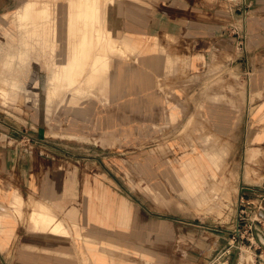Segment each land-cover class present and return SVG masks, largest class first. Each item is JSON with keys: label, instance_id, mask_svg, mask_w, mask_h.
I'll return each instance as SVG.
<instances>
[{"label": "crops", "instance_id": "1", "mask_svg": "<svg viewBox=\"0 0 264 264\" xmlns=\"http://www.w3.org/2000/svg\"><path fill=\"white\" fill-rule=\"evenodd\" d=\"M15 10L34 26L8 30L20 49L0 62L19 87L0 97V264H197L186 233L201 225L170 199L230 177L171 173L177 131L193 119L198 142L239 143V192L264 181V0H0L3 26ZM248 196L264 264V204Z\"/></svg>", "mask_w": 264, "mask_h": 264}, {"label": "rangeland", "instance_id": "2", "mask_svg": "<svg viewBox=\"0 0 264 264\" xmlns=\"http://www.w3.org/2000/svg\"><path fill=\"white\" fill-rule=\"evenodd\" d=\"M25 16H23V18H25ZM18 18L19 16L15 10L11 13V21H9L7 25L5 24L3 26L0 23V62H5L6 56L11 51H16V53H18L17 51L20 49L17 45V37L4 39V37L9 35L7 33L9 29L16 31L19 25V30H22V32H24V28L31 32L33 30V22L16 20ZM19 64H21V68H23L20 70L21 74L25 73V77L33 78L34 71L24 69V66L29 67V65L16 61L17 67ZM80 74L81 71H74L75 78H80ZM15 75L18 78V70L15 72ZM18 92L19 87L17 85H12L8 79H5V75L0 77L1 99L6 102L16 101ZM217 109L218 113L225 112L226 106L218 104ZM212 118L217 126H225L226 118L224 115L220 117L216 114V116ZM167 122L170 121L166 120L164 123L168 124ZM166 124L162 127L154 126L155 131L159 133V137L162 140H171L170 142L173 144L175 139L177 141L178 135L185 136V138L189 139L187 140V142L189 141L188 143L182 145L184 149H182L180 154L183 157L178 161L184 158L185 153H204L206 161L212 164L211 173L225 174L230 177L228 178L229 180L227 179V182L218 181L212 184L207 183V189L200 192L199 189L194 192H184L182 190L180 194L183 198L170 199L171 204L176 201L179 205L181 213L178 216L182 217L187 222H198L202 228L200 235H194L191 229L187 230L186 237L191 240H187L188 242L185 246L187 252L186 257H196L198 259L196 261L197 264H221L226 257L230 255L233 257L234 261L233 263L230 262L231 264H256L258 257L257 230H250L249 228L248 230L247 227L249 225H244V222H241V230L237 225L238 213L242 206L240 204L242 192H239V188L245 184V182L241 180L242 165L240 144L236 142L234 145L227 144L220 133H218V135H212L210 132L205 133V131L203 132L205 136L204 139L202 142H198L196 136L192 137L191 133L198 128L193 124V119H188L179 131H177V134H179L175 135V138H171L166 136L170 132ZM232 145L234 149H232ZM153 152L161 154L163 152L168 153L169 151L165 149H156ZM174 165L175 164L171 165L170 168ZM230 179H233V181L231 182ZM184 212L186 213L184 214ZM194 237L199 238L193 242ZM181 248L183 249V247L170 245L171 257H178V250ZM182 249L180 251H182ZM245 255L251 256L244 257ZM199 259H201L200 263ZM186 264L193 263L187 261Z\"/></svg>", "mask_w": 264, "mask_h": 264}, {"label": "bare ground", "instance_id": "3", "mask_svg": "<svg viewBox=\"0 0 264 264\" xmlns=\"http://www.w3.org/2000/svg\"><path fill=\"white\" fill-rule=\"evenodd\" d=\"M74 4V3H73ZM71 5V4H70ZM81 5V4H80ZM79 5V6H80ZM21 6V5H20ZM27 7V6H26ZM83 7V6H82ZM81 7V9H82ZM93 7V6H92ZM73 8V7H72ZM71 8V9H72ZM75 8V7H74ZM79 8V7H78ZM81 9H77V14H79L80 10ZM17 10V9H16ZM85 10V9H84ZM82 11V10H81ZM39 12V11H38ZM59 12V11H58ZM74 12V11H73ZM72 12V13H73ZM87 12V11H86ZM25 13V11H24ZM76 13V12H75ZM82 14V12H80ZM18 14H20V12H18ZM39 14V13H38ZM37 14V15H38ZM70 14H71V11H70ZM80 14V15H81ZM85 13L83 12V15ZM24 15V14H23ZM69 15V14H68ZM79 15V16H80ZM30 17V16H29ZM84 17V16H83ZM75 18V16H74ZM17 20V19H16ZM22 20V19H21ZM49 20V19H48ZM68 20V19H67ZM74 21V19H73ZM44 22V21H43ZM69 22V21H68ZM67 22V23H68ZM32 23V22H31ZM74 24V22H72ZM72 24V25H73ZM74 25H77V24H74ZM16 26V25H15ZM68 26V25H67ZM76 27V26H75ZM73 27V28H75ZM72 28V29H73ZM68 31V29H67ZM85 43V42H84ZM83 43V44H84ZM75 46V45H74ZM16 56V55H15ZM74 56V55H73ZM77 58V57H76ZM9 59V58H8ZM75 60V59H74ZM73 60V62H74ZM76 61V60H75ZM25 62V61H24ZM70 62V61H69ZM79 63V62H78ZM10 64V63H9ZM106 64V63H105ZM71 65V64H70ZM83 65V64H82ZM8 67V65H7ZM72 67V66H71ZM74 67V66H73ZM11 68V67H10ZM83 69V67L81 68ZM12 71V70H11ZM64 72V71H63ZM67 72V71H66ZM8 73V72H6ZM5 73V74H6ZM67 74V73H66ZM70 76V74H68ZM67 75V76H68ZM74 77V76H73ZM72 77V78H73ZM67 80V79H66ZM73 81V80H72ZM71 82V81H70ZM80 89V88H79ZM69 90V89H68ZM82 90V89H81ZM80 90V91H81ZM70 91V90H69ZM86 92V90H85ZM74 93V92H73ZM209 163V162H208ZM211 163V162H210ZM210 165V164H209ZM210 167L207 165V161H206V156L204 153H185V156L182 160H180L177 164H175L171 169V173H175V174H182V175H185L187 178L188 177H192L194 175H199L205 171H207ZM178 176V175H177ZM180 179V178H179ZM183 184V183H182ZM187 185V188L190 190L189 192H194L196 190H198L200 187L199 185L195 184V183H186ZM184 186V185H183ZM56 251V250H55ZM251 255H245L244 257H250Z\"/></svg>", "mask_w": 264, "mask_h": 264}, {"label": "built area", "instance_id": "4", "mask_svg": "<svg viewBox=\"0 0 264 264\" xmlns=\"http://www.w3.org/2000/svg\"><path fill=\"white\" fill-rule=\"evenodd\" d=\"M250 186L251 187H245L241 195L240 204L242 206L239 210L237 218V225L240 227V230L242 229L241 222H244V225H249L247 229L249 228L250 230H255L257 228V222L261 221L257 214V209L255 207L252 208L254 200H252L253 198L248 195H253V197L255 196L254 199H257V202L259 203L258 207H262V205L264 204V181L262 183ZM252 211L255 212L254 215L251 214Z\"/></svg>", "mask_w": 264, "mask_h": 264}]
</instances>
